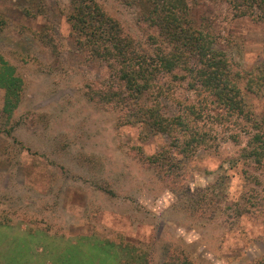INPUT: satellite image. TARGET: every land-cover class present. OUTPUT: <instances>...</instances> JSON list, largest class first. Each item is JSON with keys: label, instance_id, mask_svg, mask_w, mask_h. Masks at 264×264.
Segmentation results:
<instances>
[{"label": "rangeland", "instance_id": "1", "mask_svg": "<svg viewBox=\"0 0 264 264\" xmlns=\"http://www.w3.org/2000/svg\"><path fill=\"white\" fill-rule=\"evenodd\" d=\"M98 1L128 31L145 37L135 9L121 0ZM196 1L202 3L197 18L213 17V32L223 37L218 47L247 69L264 70V22L235 16L224 0ZM70 3L0 0V17L7 20L0 54L26 82L11 122L3 113L0 88V128L21 123L13 135L0 133V264H118L116 254L92 238L134 244L151 264H163L168 252L186 254L194 264H259L264 259V171L244 162L232 166L246 137L235 143L224 125L209 123L216 139L209 137L210 149L194 152L179 184L143 166L131 146L151 154L170 140L145 139L137 128L118 126V112L88 99L85 82L105 76L106 70L103 62L76 50L67 22ZM47 31L57 36L59 55L45 38ZM184 89L175 95L194 98ZM246 97L260 115L264 95ZM163 101L169 114L177 113L175 102ZM220 178L222 187H215ZM187 186L208 189L210 203L201 211L186 206ZM249 194L257 195L249 198L259 206L249 205ZM247 206L250 213L237 215V208Z\"/></svg>", "mask_w": 264, "mask_h": 264}, {"label": "trees", "instance_id": "2", "mask_svg": "<svg viewBox=\"0 0 264 264\" xmlns=\"http://www.w3.org/2000/svg\"><path fill=\"white\" fill-rule=\"evenodd\" d=\"M121 1L135 9L136 25L145 37L128 31L98 0H71L67 22L76 50L87 59L103 62L106 70L105 76L85 82L88 99L102 109L118 112L120 127L137 128L145 139L165 136L170 140L169 146L151 154L141 145L131 146L130 153L143 166L158 171L165 181L179 184L194 152L199 147L210 149L208 140L216 139L209 123L222 124L235 143H240L242 136L247 139L232 166L244 162L264 171V110L258 115L246 97L247 93L264 95V70L247 69L218 47L223 37L213 32V17L201 14L197 18L200 1ZM224 1L235 16L264 22V0ZM5 25L6 18L0 17V32ZM56 37L50 31L45 33L59 55ZM166 77L172 81L162 82ZM25 83L17 67L0 54V88L5 91L3 113L8 122L15 118L23 101ZM181 87L194 93V98H178L175 94ZM165 98L177 104V113L167 112L171 110ZM17 125H21L18 120L11 128H0V133L13 135ZM244 174L249 172L245 170ZM253 178L260 183L258 176ZM221 180L214 186L222 187ZM184 190L188 208L199 212L201 205L210 203L206 199L208 189L187 186ZM250 195L246 199L249 205L259 206L250 199L257 195ZM236 213H250L249 206L237 208ZM84 239L88 243L89 238ZM92 239L95 245L114 252L118 264H151L149 255L134 244ZM163 264L194 262L186 254L181 257L168 252ZM259 264H264V259Z\"/></svg>", "mask_w": 264, "mask_h": 264}]
</instances>
